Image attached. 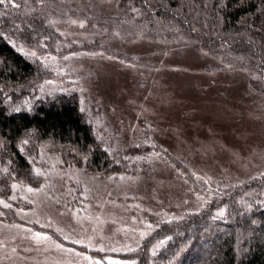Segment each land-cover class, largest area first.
<instances>
[{
  "label": "rangeland",
  "instance_id": "374dc122",
  "mask_svg": "<svg viewBox=\"0 0 264 264\" xmlns=\"http://www.w3.org/2000/svg\"><path fill=\"white\" fill-rule=\"evenodd\" d=\"M65 1L92 17L120 12L112 0ZM65 21L63 37L84 49L52 62L78 85L116 173L43 155L36 186L0 187V264H129L114 255L135 251L160 223L202 210L214 190L264 175L260 83L219 70L191 46L104 33L75 15ZM93 43L102 48H85Z\"/></svg>",
  "mask_w": 264,
  "mask_h": 264
},
{
  "label": "trees",
  "instance_id": "16d2710c",
  "mask_svg": "<svg viewBox=\"0 0 264 264\" xmlns=\"http://www.w3.org/2000/svg\"><path fill=\"white\" fill-rule=\"evenodd\" d=\"M112 1L119 14L100 17L65 0L0 3L1 188L36 186L43 155L90 174L116 173L78 85L52 62L84 49L59 30L72 15L104 33L124 29L162 46H191L219 70L246 73L264 87V0ZM55 79L56 89L45 90ZM206 199L202 210L160 223L135 251L114 256L129 264H264V175L216 189ZM79 250L100 261L106 257Z\"/></svg>",
  "mask_w": 264,
  "mask_h": 264
},
{
  "label": "snow or ice",
  "instance_id": "6c2138e0",
  "mask_svg": "<svg viewBox=\"0 0 264 264\" xmlns=\"http://www.w3.org/2000/svg\"><path fill=\"white\" fill-rule=\"evenodd\" d=\"M0 3H3V0H0Z\"/></svg>",
  "mask_w": 264,
  "mask_h": 264
}]
</instances>
